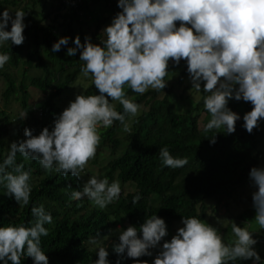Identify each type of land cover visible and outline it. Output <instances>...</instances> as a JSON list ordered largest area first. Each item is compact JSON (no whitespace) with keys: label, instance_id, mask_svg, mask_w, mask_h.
<instances>
[{"label":"clouds","instance_id":"clouds-1","mask_svg":"<svg viewBox=\"0 0 264 264\" xmlns=\"http://www.w3.org/2000/svg\"><path fill=\"white\" fill-rule=\"evenodd\" d=\"M117 7L121 11L102 30L106 39L97 44L85 36L82 43L77 35L75 47H69L66 53L74 56L79 51L81 73L91 76L99 94L76 95L55 116L51 131L44 127L34 135L33 130L25 128L26 139L11 142L0 163V185L21 207L30 202L31 171L25 170L23 162H16L17 153L25 161H38L46 171L79 179L96 157L101 129L119 121L129 132L126 117L139 114L141 105L128 96L126 89L139 95L149 89L164 90L171 80L166 79L170 64L178 67L184 61L191 89L207 93L203 101L210 119L204 126L205 133L222 127L227 134L236 131L241 116L229 107L231 100L252 105L243 115V127L249 134L264 121V0H117ZM10 13L8 9L0 13V46L8 42L21 46L26 13L17 10L14 18ZM69 39L61 37L52 51H60ZM10 59L9 54L0 53V69ZM115 102L123 112L116 110ZM21 116L25 119L27 114ZM215 136L210 139L213 144ZM159 155L162 165L172 169L189 162L187 157H174L167 145L159 149ZM249 180L256 189L252 192L254 221L264 230V167H252ZM83 184L82 190L71 193V199L87 197L101 210L119 200L122 191L120 181L110 183L107 176L93 175ZM140 199L136 195L132 203ZM31 215V226H0V264H22L25 256L32 258L33 264H49L41 238L49 235L45 225L53 223V216L43 204L33 205ZM181 223L183 226L167 240L166 221L153 214L139 226L117 229L119 243L113 251L126 254L134 264H149L140 258L153 257V250L157 251L152 264H236L247 260L262 264L255 247L258 240L253 237L257 232L233 222L235 240L225 243L220 229L199 217H183ZM98 237L99 233L90 243L96 244ZM96 254L98 259L92 264H110L106 246L98 247Z\"/></svg>","mask_w":264,"mask_h":264},{"label":"trees","instance_id":"trees-1","mask_svg":"<svg viewBox=\"0 0 264 264\" xmlns=\"http://www.w3.org/2000/svg\"><path fill=\"white\" fill-rule=\"evenodd\" d=\"M21 1L0 0V11L4 6H10L13 18L17 10L28 12L24 20L27 25L24 43L16 46L8 42L0 46V53L11 57L0 69V81L3 83L0 163L6 157L11 142L26 139L25 128L38 135L44 127L54 126L51 122L61 113L56 100L81 73L83 62L79 60L80 54H66L69 47H75L76 27L88 19L94 27L91 33L95 38L93 43L98 44L106 39V36L101 38L102 30L121 11L117 0H82L76 8L54 0L50 9L47 12L40 10V17L36 19L33 9L27 10V6L19 8ZM46 1L29 0V3L33 7H43ZM10 29L9 22L7 30ZM65 36L70 38L68 45L53 52V44ZM81 40L84 41V37ZM177 68L180 69L177 82L181 83L188 76L186 63L181 61L178 67L170 64L169 71ZM173 89V85L160 91L149 89L143 95L126 89L128 96L141 105L137 116L126 117L130 131L121 130L123 134L118 136V128L122 126L119 121L110 128L101 129L100 145L108 147L109 159L100 166L99 173L107 176L110 183L119 180L121 186H133L132 191L121 193L119 200L101 210L87 198L80 201L71 199L74 190H82L81 178L46 171L38 161H25L17 153L16 162H23L25 170L31 171V198L27 206L21 207L14 198L6 195V189L0 185V226L10 223L31 226L29 221L34 219L31 207L43 204L53 216V223L45 225L49 235L41 238L49 264H92L98 259V247L92 248L88 241L97 233L99 239L113 237L117 227L139 226L153 214L167 222L182 221L183 217L189 216L203 219L210 199L217 200V203L223 199V205L228 204L227 199L238 196L239 190L250 182V169L264 167V123L249 134L243 127V115L251 110L252 105L231 100L229 107L241 116L236 123V131L227 134L222 127L205 133L204 126L210 119L203 101L207 93L198 92L200 99L189 110L181 111L173 109L170 99ZM32 91L39 99L38 106ZM97 93L91 82L82 94ZM115 104L116 110L123 112L122 106L118 102ZM13 105L27 114L25 119L12 110ZM15 121L16 124L13 123ZM214 136L216 142L213 144L210 139ZM165 145L169 146L174 157H187L188 164L178 169L163 166L159 149ZM120 148L121 152L117 153ZM136 195L141 199L133 204ZM253 210L252 203L245 208V221L250 231L257 232L253 234L258 240L255 247L264 264V230L255 223ZM239 217L242 218L241 214ZM114 242L102 245L107 247L110 264H116L117 260L120 264H134L126 254L118 255L113 251V246L119 241ZM153 252L155 254L156 251ZM140 259L152 264L154 255ZM22 264H33L32 258L23 257ZM236 264L254 262L237 261Z\"/></svg>","mask_w":264,"mask_h":264},{"label":"rangeland","instance_id":"rangeland-1","mask_svg":"<svg viewBox=\"0 0 264 264\" xmlns=\"http://www.w3.org/2000/svg\"><path fill=\"white\" fill-rule=\"evenodd\" d=\"M52 3H54V0H48L43 4V7H40L39 5L33 7L32 5H30L29 0H22L20 2L19 8L23 6H27L28 7L27 10L33 9L34 10L33 16L34 18L37 19L40 17V13H39L40 10H42L43 12H47L50 9ZM5 9L11 11L13 8H11L10 6H4L0 11V13H2ZM27 16H28V12L26 13L24 20L27 18ZM76 28H77L76 36L79 35L80 39L82 37L85 38V36L91 37V33L94 29L93 24H90L88 19H86L84 23H81V25ZM104 37L105 34L102 32L101 38ZM91 39L93 42L95 38L91 37ZM81 42L83 41L81 40ZM179 71H180L179 68L170 71L169 76L166 78V79H171L169 80L167 86L170 85L174 86L170 99L172 102L173 109L181 110V111L182 109L189 110L194 105V103H196L200 99V94H198V92H196L194 89H191V84L188 79V76H186L181 83L177 82ZM91 82H92L91 76L85 77L82 73H80L78 78L74 81V83L71 84L70 86L71 88L69 87L66 91H64L62 95L56 100L57 103L60 105L61 112L64 110V108L68 106L70 101H73L75 99L76 95L82 94L85 88L91 84ZM2 89H3V83L2 81H0V109L2 108V102H1ZM32 94L33 97L35 98V104L36 106H38L39 99L37 98V95L33 91ZM12 110L14 112H17V114L19 115H21L22 113L19 106L16 105L12 106ZM38 115L39 117L41 116L40 113H38ZM13 123L16 124V121ZM261 123H264V121H262ZM51 124H53V122H51ZM53 127L54 126L50 125L49 130L51 131ZM121 130L124 131L123 125L118 128L117 131L118 136H121L123 134L121 133ZM121 149L122 148H120L117 151V153H120ZM108 151H109L108 147H105L103 145L99 146L95 159L89 162L84 172L81 174L80 178L82 185H84L83 183H86L87 180L93 175L103 178V175L99 173V170H100V166L104 165L109 159ZM121 189H122L121 193L123 194L128 191H132L133 186L129 184H125L124 186H121ZM255 190L256 189L251 186V182H249L246 186H244L239 190L238 196L227 199L228 204L225 205L227 207L223 205L224 204L223 202H225V200L223 199L219 203H217V200L214 199H210L208 201L203 220L220 229L221 233L224 235L225 243H227L230 240H235V236L231 231V225L233 222L237 223L240 226L243 225L241 227L248 226L247 222H245V208H248V206L252 203V192ZM253 212L255 213V209L252 211V213ZM240 214L243 219L239 217ZM166 224L168 226V233H169V235L165 238L167 240H170L171 237L176 233V230L179 227L183 226L181 220H175L172 222L166 221ZM117 229H122V227L116 228V231L114 232L115 236L113 237L110 236V237L100 238L98 239L96 244H92L90 243V241L88 242L94 249L102 245H106L107 243L113 242L114 244L115 243L114 241H119V232ZM153 251H157V250H153Z\"/></svg>","mask_w":264,"mask_h":264},{"label":"built area","instance_id":"built-area-1","mask_svg":"<svg viewBox=\"0 0 264 264\" xmlns=\"http://www.w3.org/2000/svg\"><path fill=\"white\" fill-rule=\"evenodd\" d=\"M61 1L70 8H76L81 3L82 0H61Z\"/></svg>","mask_w":264,"mask_h":264}]
</instances>
